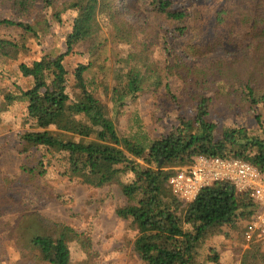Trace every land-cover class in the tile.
I'll list each match as a JSON object with an SVG mask.
<instances>
[{
    "label": "trees",
    "instance_id": "trees-1",
    "mask_svg": "<svg viewBox=\"0 0 264 264\" xmlns=\"http://www.w3.org/2000/svg\"><path fill=\"white\" fill-rule=\"evenodd\" d=\"M125 7L146 18L132 22ZM0 8L12 13L0 17V75L5 63L18 62L64 14L74 13L67 51L19 63L11 87L0 90L6 103L26 107L33 131L20 134L22 142L41 148L48 164L62 157L67 171L89 188L118 185L126 203L116 215L136 232L133 251L145 264L219 263V251L208 243L250 219L255 204L227 182L183 204L167 180L199 155L239 158L264 171V138L245 127L219 129L210 120L221 107L255 111L264 103V0L223 4L212 18L213 39L202 33L195 42L177 40L190 31L193 16L180 0H0ZM228 25V43L238 53L208 57L221 47ZM77 45L83 46L86 61L74 70L73 96L65 58ZM115 46L126 47L124 57L113 54ZM173 79L181 82L176 93ZM100 90L117 114L144 95L171 101L179 112L177 126L152 139L135 116L136 130L121 135L97 96ZM128 173L134 178L125 183L121 177ZM11 238L23 264H72L68 240L87 253L91 247L90 234L34 212L20 216ZM263 241L248 245L241 264H264Z\"/></svg>",
    "mask_w": 264,
    "mask_h": 264
},
{
    "label": "rangeland",
    "instance_id": "rangeland-1",
    "mask_svg": "<svg viewBox=\"0 0 264 264\" xmlns=\"http://www.w3.org/2000/svg\"><path fill=\"white\" fill-rule=\"evenodd\" d=\"M240 1L243 0H180L181 4L191 8L193 16L189 23L190 31L177 40L195 42L204 33L205 38L211 41L216 32L212 19L216 16V11L223 4L233 5ZM124 5L127 7L125 2H120L121 8ZM125 8L126 17L132 22L146 18L141 12ZM11 14L0 8V17L10 18ZM73 18L74 13L67 12L62 21L55 23L53 29L42 37L39 45L31 43L30 52L26 56L18 62L5 63L3 74L0 75V90L11 87L14 79L12 74L19 63H31L43 55L57 56L65 53L66 39L72 31ZM159 25L166 29L165 23L160 22ZM202 25L205 30L203 32L200 31ZM230 27L231 25H228L222 30L221 47L208 57H227L238 53L237 48L228 43ZM105 31L113 43V36L109 31ZM114 49L113 54L117 58L125 56L126 47L115 46ZM185 52L188 53L186 50ZM186 58L194 61L190 53ZM85 61L86 55L82 45L75 46L65 58L69 72V92L73 96L74 70ZM20 83L28 86L25 81ZM180 83L176 79L171 81L175 93L179 90ZM97 96L107 115L114 119L121 135L136 130L135 116L140 121L142 130L152 139L170 133L177 126V108L171 101L158 100L155 94L141 96L122 108L118 114L102 90ZM210 120L216 123L219 129L245 127L251 134L264 138V103H260L255 111H227L221 107L211 113ZM31 124L25 105L8 104L0 93V264H23L20 252L12 242L11 232L17 226L20 216L29 212L38 213L55 223L68 224L77 232L90 234L91 247L88 253L75 241H67L72 264H145L133 251L136 232L129 228V222L116 215V208L126 203L119 186L93 189L83 185L79 177L67 171L68 166L60 156L53 157L48 164L47 160L42 158L41 148L27 146L19 138L20 134L33 131ZM121 178L123 182L130 183L134 175L128 173ZM247 221L242 220L239 228L224 229L208 243L220 253L217 264H241L242 252L251 244L246 242L245 245L241 237ZM262 250L264 251V241Z\"/></svg>",
    "mask_w": 264,
    "mask_h": 264
},
{
    "label": "built area",
    "instance_id": "built-area-1",
    "mask_svg": "<svg viewBox=\"0 0 264 264\" xmlns=\"http://www.w3.org/2000/svg\"><path fill=\"white\" fill-rule=\"evenodd\" d=\"M223 182L247 194L256 206L244 226L245 241L264 240V171L249 162L234 157L199 155L190 165L174 169L167 187L179 202L188 204L195 201L202 190Z\"/></svg>",
    "mask_w": 264,
    "mask_h": 264
}]
</instances>
